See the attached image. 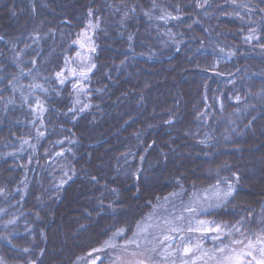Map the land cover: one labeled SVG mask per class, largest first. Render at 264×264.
<instances>
[{"label":"trees","instance_id":"obj_1","mask_svg":"<svg viewBox=\"0 0 264 264\" xmlns=\"http://www.w3.org/2000/svg\"><path fill=\"white\" fill-rule=\"evenodd\" d=\"M224 183L209 218L264 238V0H0V264H75Z\"/></svg>","mask_w":264,"mask_h":264},{"label":"rangeland","instance_id":"obj_2","mask_svg":"<svg viewBox=\"0 0 264 264\" xmlns=\"http://www.w3.org/2000/svg\"><path fill=\"white\" fill-rule=\"evenodd\" d=\"M93 28L82 34L79 52L69 67L77 111L85 108L95 68ZM235 192L234 185L224 183L198 191L190 201H184L181 193L169 195L153 205L134 236L125 238L120 231L75 264H257L264 260L261 234L208 216L227 207Z\"/></svg>","mask_w":264,"mask_h":264},{"label":"snow or ice","instance_id":"obj_3","mask_svg":"<svg viewBox=\"0 0 264 264\" xmlns=\"http://www.w3.org/2000/svg\"><path fill=\"white\" fill-rule=\"evenodd\" d=\"M257 264H264V260H262V261H257Z\"/></svg>","mask_w":264,"mask_h":264}]
</instances>
